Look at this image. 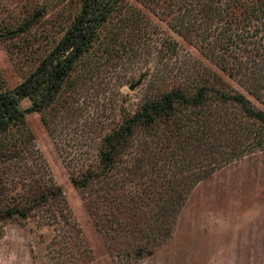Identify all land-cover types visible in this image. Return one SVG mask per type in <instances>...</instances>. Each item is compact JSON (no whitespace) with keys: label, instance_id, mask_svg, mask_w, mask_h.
Instances as JSON below:
<instances>
[{"label":"rangeland","instance_id":"1","mask_svg":"<svg viewBox=\"0 0 264 264\" xmlns=\"http://www.w3.org/2000/svg\"><path fill=\"white\" fill-rule=\"evenodd\" d=\"M83 3L0 0V93L50 56ZM205 83L207 103L136 127L105 166L106 140L147 102ZM216 90L264 111V0H120L54 100L27 115L36 150L0 163L18 194L50 181L64 195L0 220V264H264V143L250 146L264 133ZM88 171L103 174L82 187Z\"/></svg>","mask_w":264,"mask_h":264},{"label":"trees","instance_id":"2","mask_svg":"<svg viewBox=\"0 0 264 264\" xmlns=\"http://www.w3.org/2000/svg\"><path fill=\"white\" fill-rule=\"evenodd\" d=\"M119 1L83 0L81 13L50 56L16 91L0 93V163L13 165L22 151L31 153L32 149L36 150L34 136L26 124L27 115L42 111L54 100L75 64L99 39L103 27L117 9ZM186 71L189 69H185L182 73ZM211 89L214 90V87L205 83L194 94L188 95L185 88H174L163 93L160 100L154 99L147 102L141 112L124 123L121 132L106 140L108 150L103 156L105 166H114V158L123 149L127 140L133 136L136 127L141 125L152 127L158 120H171L178 107H202L211 99L209 94ZM214 95H217L222 103L238 105L248 118L260 123L264 133V111L253 108L244 94L216 90ZM39 97L43 99L39 101ZM25 99H32L34 103L31 108L23 110L21 103ZM15 132H18L19 137L15 135ZM263 143L264 139H260L259 143H252L250 146L261 148ZM102 174L103 171L101 173L88 171L79 183L82 187H87L93 179L101 178ZM13 182L12 180L6 182L0 176V220L2 221L14 220L16 217L27 219L34 211L50 201L55 203L64 201L61 187L50 181L29 185L32 189L25 191L27 196L18 194L13 187ZM13 193H16V196L12 195Z\"/></svg>","mask_w":264,"mask_h":264},{"label":"water","instance_id":"3","mask_svg":"<svg viewBox=\"0 0 264 264\" xmlns=\"http://www.w3.org/2000/svg\"><path fill=\"white\" fill-rule=\"evenodd\" d=\"M131 89H133V87H131Z\"/></svg>","mask_w":264,"mask_h":264}]
</instances>
